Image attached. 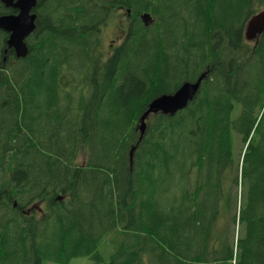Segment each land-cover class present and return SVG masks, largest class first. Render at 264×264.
<instances>
[{"label":"trees","instance_id":"trees-1","mask_svg":"<svg viewBox=\"0 0 264 264\" xmlns=\"http://www.w3.org/2000/svg\"><path fill=\"white\" fill-rule=\"evenodd\" d=\"M263 9L38 0L25 57L0 29V264H264V30L245 33ZM204 71L139 140L149 103Z\"/></svg>","mask_w":264,"mask_h":264},{"label":"water","instance_id":"water-1","mask_svg":"<svg viewBox=\"0 0 264 264\" xmlns=\"http://www.w3.org/2000/svg\"><path fill=\"white\" fill-rule=\"evenodd\" d=\"M7 8L16 12L0 14V29L9 33L7 48H12L17 57L27 56L29 49L26 43L27 37L36 28L37 14L34 12L38 0H0ZM144 20L150 19V15L144 14ZM264 30V10L254 14L247 22L246 37L251 40ZM7 48L5 51H7ZM6 58V57H5ZM207 72H202L194 81H185L180 87L171 93H163L154 98L148 108L140 116V136L144 135L147 120L154 113L175 114L184 109L197 94L202 80ZM135 147V146H134ZM133 152V148L131 154Z\"/></svg>","mask_w":264,"mask_h":264},{"label":"rangeland","instance_id":"rangeland-1","mask_svg":"<svg viewBox=\"0 0 264 264\" xmlns=\"http://www.w3.org/2000/svg\"><path fill=\"white\" fill-rule=\"evenodd\" d=\"M125 21L121 18L117 19V21L110 22L105 26L102 33V42L105 50L109 51L111 46L120 42V39L125 35ZM253 39V38H252ZM240 143L237 140L236 148L240 147ZM86 159L85 150L82 151L79 157V162L82 163ZM35 208L37 210L38 215L42 214V210L44 208V201H38L35 203ZM44 264H61L58 262L47 261ZM67 264H93V261L86 256H77L74 257Z\"/></svg>","mask_w":264,"mask_h":264},{"label":"flooded vegetation","instance_id":"flooded-vegetation-1","mask_svg":"<svg viewBox=\"0 0 264 264\" xmlns=\"http://www.w3.org/2000/svg\"><path fill=\"white\" fill-rule=\"evenodd\" d=\"M246 30H247V25H246ZM246 30H245V33H246ZM263 32V31H262ZM262 32L261 33H259L258 35H261L262 34Z\"/></svg>","mask_w":264,"mask_h":264},{"label":"bare ground","instance_id":"bare-ground-1","mask_svg":"<svg viewBox=\"0 0 264 264\" xmlns=\"http://www.w3.org/2000/svg\"><path fill=\"white\" fill-rule=\"evenodd\" d=\"M125 141V140H124Z\"/></svg>","mask_w":264,"mask_h":264}]
</instances>
